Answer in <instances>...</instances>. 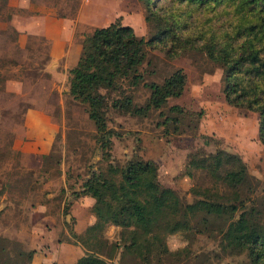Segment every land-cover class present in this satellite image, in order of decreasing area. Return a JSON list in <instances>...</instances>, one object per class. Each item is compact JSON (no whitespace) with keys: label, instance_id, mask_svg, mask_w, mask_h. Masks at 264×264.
Returning a JSON list of instances; mask_svg holds the SVG:
<instances>
[{"label":"rangeland","instance_id":"rangeland-1","mask_svg":"<svg viewBox=\"0 0 264 264\" xmlns=\"http://www.w3.org/2000/svg\"><path fill=\"white\" fill-rule=\"evenodd\" d=\"M152 1L157 13L178 14L175 2ZM147 13L140 0H0V264H72L86 251H99L93 248L98 247L95 238L101 239L99 248L109 264H253L246 251L220 248L226 224L237 212L231 218L195 213L187 229L164 236L167 253L160 251L148 262L122 250L118 225L104 223L95 238L85 231L95 220L94 198L81 192V183L92 172H106L108 164L122 166L131 157L151 160L158 182L190 202L202 195L190 191L193 185L206 194L230 197L232 192L204 170L185 174L187 156L217 148L236 153L255 183L246 205L264 211V145L257 137V114L224 101L221 66L195 44L181 46L172 56L147 47L138 67L141 81L133 86L122 82L132 103L141 106L149 96L142 81L161 82L182 68L186 81L181 94L145 115L112 108L117 91L100 88L106 93L107 127L117 133L111 136L109 157L101 156L86 104L67 91L68 70L77 61L83 36L96 26L116 19L147 39L156 30L144 18ZM188 13L181 37L193 34L201 17L198 9ZM54 18L69 20L79 49L55 58L60 72L51 78L44 70L51 44L42 32L43 26L59 32L50 21ZM66 27L61 20L60 31ZM174 104L181 110L169 108ZM41 111L49 121L39 119Z\"/></svg>","mask_w":264,"mask_h":264},{"label":"trees","instance_id":"trees-1","mask_svg":"<svg viewBox=\"0 0 264 264\" xmlns=\"http://www.w3.org/2000/svg\"><path fill=\"white\" fill-rule=\"evenodd\" d=\"M140 1L148 12L144 18L156 24L153 34L144 39L130 25L116 19L96 26L83 36L77 61L68 70L67 91L86 104L101 156L109 157L111 136L117 133L107 127L106 93L100 88L117 91L118 97L110 101L112 108L137 116L163 105L168 97L178 96L184 89L185 74L176 67L161 82L142 81L149 89L148 99L141 106L132 103L122 82L133 86L141 81L138 67L147 47H158L172 56L181 46L195 44L194 48L221 66L224 101L257 114V137L264 145V0H170L180 6L174 15L157 13L152 0ZM193 8L201 17L194 33L181 37L188 26L184 16H189ZM169 108L181 110L176 104ZM193 170L206 171L232 195L226 197L216 191L206 194L193 185L190 191L202 195L190 202L182 201L176 191L158 182L151 160L137 157L129 158L122 166L108 164L106 172H92L81 183V192L94 198L91 209L95 220L86 233L95 238L104 223L118 225L122 250L148 262L160 251L167 253L164 236L187 229L195 213L228 214L231 218L237 212L226 224L222 233L225 242L220 248L225 252L246 251L251 263L264 264V211L246 205L255 183L244 162L236 153L217 148L189 154L184 172L192 176ZM94 242L98 247L93 248L99 251H86L72 264H109L99 248L104 246L101 239L95 238Z\"/></svg>","mask_w":264,"mask_h":264},{"label":"crops","instance_id":"crops-1","mask_svg":"<svg viewBox=\"0 0 264 264\" xmlns=\"http://www.w3.org/2000/svg\"><path fill=\"white\" fill-rule=\"evenodd\" d=\"M64 21L66 22V28H65V33L63 31H60V22ZM53 19L50 20L53 22L54 25L59 26L58 33L52 32V29L50 28V26L46 27L43 26V32L42 34H44V36L46 37V40L48 41V44H51V46L49 45L48 47V56H49V61L47 62V65L45 67L44 70H46L48 72V74L51 76V78H53L55 76V74L59 71V69L57 68V66H54L55 63V58H57L59 55H62L63 53H65V50L67 51L66 54L70 56L74 53H76V51L79 49V45L77 43H74L73 41V32L71 33L69 30V20L68 19ZM63 33V35H62ZM59 36L62 38V41H59ZM67 43H69V45L67 46ZM58 44V45H55ZM60 72V71H59ZM62 73V71H61ZM30 110V108H29ZM35 111H37V109H34ZM28 110H26L24 112V116L27 114ZM41 115L39 116V119L41 121H44L46 119L49 118L48 116L43 113L42 111L39 112Z\"/></svg>","mask_w":264,"mask_h":264}]
</instances>
